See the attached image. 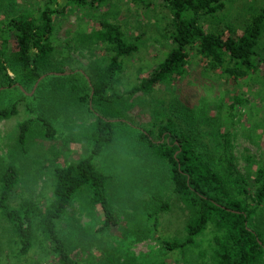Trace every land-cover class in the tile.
Returning a JSON list of instances; mask_svg holds the SVG:
<instances>
[{"label": "trees", "instance_id": "1", "mask_svg": "<svg viewBox=\"0 0 264 264\" xmlns=\"http://www.w3.org/2000/svg\"><path fill=\"white\" fill-rule=\"evenodd\" d=\"M103 1L18 0L13 3L12 0H0V86L9 88L19 82L22 87L16 89L24 95L23 90L46 74L39 85L51 76L53 80L48 81L53 94L63 99L75 94L93 117L87 123L67 124L62 132L44 116L31 114L17 123L16 142L23 150L34 137V127L40 136L49 140L57 135L62 144L79 143L87 150L86 155L76 161L53 165L52 196L44 207L27 197L11 202L19 169L11 163L0 171V215L16 238L17 251L21 255H26L39 239L48 242L49 251L56 255L53 258L58 264H80L71 256L69 244L57 223L74 195L84 187L88 189V203L100 208L97 230L107 231L118 224L110 194L113 177L100 170L94 158L113 143L114 125L123 123L127 112L135 106L136 93H149L163 82L181 81L193 55L203 60L207 70L219 69L221 74L235 80L248 76L264 62V56L256 51L263 29L264 8L250 14L240 33L230 27L225 34L206 30L202 22V17L223 8V0H129L147 10L160 4L166 11L163 32L170 45L162 60L136 84L119 91L117 79L123 68L122 57L138 50V37L129 39L120 23L102 18L88 32L82 30L77 43L82 47L99 45L105 63L92 60L87 73H62L65 69L58 67L52 59L54 45L51 39L56 14L65 11L67 5L94 11ZM9 39L14 45L12 59L20 79L11 76L7 69ZM52 71L59 73L47 74ZM246 102V98L232 95L227 104L229 116H233L232 110L237 104ZM199 103L198 112L190 116L194 118L201 151L196 149L190 135L178 132L169 121H160V118L158 124L152 123L153 127L139 130L137 137L143 142L142 155L145 153L147 159L162 164L163 177L186 211L181 237L162 238L160 245L168 251L187 250L198 245L197 238L209 229L212 232L207 248L209 260H203L204 264H264V221L253 222L255 217L259 219L258 215L262 218L261 208L264 207V158L254 169L247 168L242 173L229 148L230 132L222 130L220 113L213 117L206 114L204 96L200 97ZM16 113L15 100L0 108L1 117L8 118ZM38 121L42 130L37 129ZM252 125L258 128L260 123ZM243 158L248 164L253 161L247 150H244ZM152 198L155 208L148 217H153L151 221L156 227L158 213L168 210L169 202L155 195ZM204 252H200L201 257Z\"/></svg>", "mask_w": 264, "mask_h": 264}, {"label": "rangeland", "instance_id": "2", "mask_svg": "<svg viewBox=\"0 0 264 264\" xmlns=\"http://www.w3.org/2000/svg\"><path fill=\"white\" fill-rule=\"evenodd\" d=\"M12 1L17 3L18 0ZM223 1L222 9L202 17L206 30L228 34V28L233 27L235 33H240L250 14L264 8V0ZM148 9L129 0H104L94 11L67 5L65 11L55 16L51 39L53 61L65 69L62 73H87L92 60L105 63L104 52L99 45L79 46L78 37L82 35V30L88 32L91 27L97 26L102 18L120 23L129 39L138 37V50L122 57L123 68L117 79L119 91L130 88L162 60L170 45L163 32L166 11L160 4ZM13 49L9 39L7 69L11 76L20 79L12 59ZM256 51L264 56V22ZM205 66L202 59L193 55L186 66L187 74L181 81L163 82L149 93H136L135 106L127 112L123 123L114 125L113 143L95 156L94 163L113 177L110 194L118 224L107 231L97 230L100 208L88 203L86 187L74 195L57 223L58 230L69 244L71 256L80 264H204L203 260H209L207 248L212 235L209 229L197 238L198 245L187 250L168 251L161 247L160 239L181 237L186 211L173 195L168 180L163 177L162 164L147 159L145 153L143 156V142L137 140L139 130L153 127L152 123L158 124L160 118V121H169L178 132L190 135L196 149L201 151L194 118L190 115L198 112L199 99L204 96L206 114L213 117L220 113L222 130L230 132L229 148L237 168L245 173L247 168L256 167L258 161L264 158V62L259 63L256 71L237 80L221 74L219 69L207 70ZM54 73L59 72L47 74ZM42 75L41 79L37 78L27 90H23L24 95L16 89L22 87L19 82L9 88L0 86V108L9 106L14 100L17 107L15 115L8 118L0 116V171L11 163L19 169L11 202L27 197L44 207L52 196L53 165L85 156L86 146L79 143L64 145L57 135L49 140L40 136L34 127V137L23 150V146L16 142L17 123L34 114L48 118L62 132L67 124L87 123L93 117L75 98V94L71 93L65 99L53 94V87L48 81L51 76L39 85L46 74ZM234 94L246 98L247 102L237 104L232 110L233 116H229L227 104ZM254 122L260 123L258 128L252 125ZM36 124L37 129L42 130L40 121ZM244 150L253 156L251 164L243 158ZM152 195L169 202L168 210L158 213L156 227L151 221L153 217H148V213L155 208ZM261 212L262 218L258 215L259 219L255 217L254 223L261 219L264 221V207ZM14 238L8 231L6 220L0 215V264H58L53 258L56 255L49 251L48 242L37 239L30 251L21 255ZM202 251H205L203 257L200 255Z\"/></svg>", "mask_w": 264, "mask_h": 264}, {"label": "water", "instance_id": "3", "mask_svg": "<svg viewBox=\"0 0 264 264\" xmlns=\"http://www.w3.org/2000/svg\"><path fill=\"white\" fill-rule=\"evenodd\" d=\"M43 77V75H41L40 77H38V80L41 79Z\"/></svg>", "mask_w": 264, "mask_h": 264}]
</instances>
